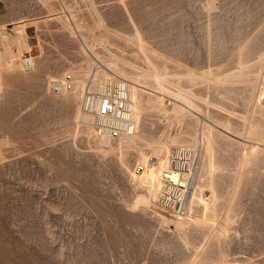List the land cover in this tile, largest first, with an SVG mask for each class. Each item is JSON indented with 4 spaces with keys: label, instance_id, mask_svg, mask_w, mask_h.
<instances>
[{
    "label": "rangeland",
    "instance_id": "obj_1",
    "mask_svg": "<svg viewBox=\"0 0 264 264\" xmlns=\"http://www.w3.org/2000/svg\"><path fill=\"white\" fill-rule=\"evenodd\" d=\"M62 2L50 0V12L40 0H0L1 27L26 24L32 50L23 55L36 62L6 88L0 101V118L4 114L10 126V132L0 130V140L14 141L0 163V264H174L180 247H165L172 232L129 209L135 191L126 168L117 156L95 151L94 140L76 124L73 110L61 107L48 90V77L61 80L71 68L85 67L86 53L100 65L113 54L137 62L125 41L111 37L104 46L97 42L105 29L132 34L130 13L148 42L173 50L184 63L232 69L239 42L264 19V0ZM69 6L81 17L82 31L70 21ZM57 13L71 31L51 19ZM97 17L107 28H93ZM136 64L145 65L142 60ZM128 160L134 167L133 154ZM257 194L264 195V177ZM180 209L177 204L175 212ZM253 209L254 202L243 199L244 218ZM245 236L236 233L238 257L252 247Z\"/></svg>",
    "mask_w": 264,
    "mask_h": 264
},
{
    "label": "bare ground",
    "instance_id": "obj_2",
    "mask_svg": "<svg viewBox=\"0 0 264 264\" xmlns=\"http://www.w3.org/2000/svg\"><path fill=\"white\" fill-rule=\"evenodd\" d=\"M40 1L53 11L50 0ZM66 11L82 31L74 8ZM62 13L51 19L71 31ZM101 17L93 28L106 27ZM128 18L132 34L105 29L97 42L125 41L144 66L114 54L100 65L86 53L85 67L71 68L61 80L48 77V90L61 107L73 110L95 151L117 156L126 168L135 191L129 209L172 232L165 247H180L174 264H264V195L257 194L264 177V19L239 42L232 69H204L148 42L131 13ZM26 27L0 25V99L14 80L35 67V59L23 55L32 50ZM0 130L10 132L4 114ZM13 142L12 137L0 140V163ZM131 154L134 167L129 166ZM245 198L254 209L244 218ZM233 231H243L252 244L245 257L237 256Z\"/></svg>",
    "mask_w": 264,
    "mask_h": 264
}]
</instances>
